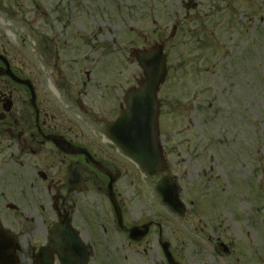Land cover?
<instances>
[{
  "label": "flooded vegetation",
  "instance_id": "af4514ba",
  "mask_svg": "<svg viewBox=\"0 0 264 264\" xmlns=\"http://www.w3.org/2000/svg\"><path fill=\"white\" fill-rule=\"evenodd\" d=\"M120 15L118 3L107 0H0V71L21 80L0 76V198L25 197L45 184L51 226L68 221L84 245L103 249L109 262L105 248L115 249L113 233L148 246L150 233L140 242L129 239L108 197L111 178L93 162L120 175L112 188L126 228L150 221L142 220L150 215L158 245L166 231L171 243L177 241L171 212L150 210L148 201L129 191L139 181L137 166L105 131L124 106ZM58 137L79 153L58 148ZM29 254L36 260L35 248ZM97 256L88 264H102ZM142 260L168 264L162 255ZM178 260L209 264L202 258Z\"/></svg>",
  "mask_w": 264,
  "mask_h": 264
},
{
  "label": "rangeland",
  "instance_id": "374dc122",
  "mask_svg": "<svg viewBox=\"0 0 264 264\" xmlns=\"http://www.w3.org/2000/svg\"><path fill=\"white\" fill-rule=\"evenodd\" d=\"M117 1L123 7L125 47L133 38L137 46L164 40L180 25L166 44L170 71L162 93L169 107L163 121L171 138L169 164L190 208L186 221L173 218L177 240L185 242L175 247L177 256L207 262L230 256L227 263L243 258L242 264H264V0H198L188 18L183 0ZM133 25L147 43L142 35H127ZM12 201L22 203L21 212L0 209V216L20 235L23 253L44 233L32 231L37 208ZM192 201L198 202L191 207ZM19 219L31 228L20 231ZM195 228L201 234L197 240ZM182 230L193 237L185 239ZM219 243L229 252H218ZM144 246L138 249L146 258L159 255V249L144 252ZM125 250L128 262L122 264H139L141 257L126 246L118 253Z\"/></svg>",
  "mask_w": 264,
  "mask_h": 264
},
{
  "label": "water",
  "instance_id": "95a60500",
  "mask_svg": "<svg viewBox=\"0 0 264 264\" xmlns=\"http://www.w3.org/2000/svg\"><path fill=\"white\" fill-rule=\"evenodd\" d=\"M161 48L156 46L149 51L137 53L136 56L145 71V78L141 80L139 88L130 89L126 93L127 109L122 113V124L131 139L129 145L133 149L126 150L150 175L160 174L165 167L159 142L157 100V91L166 73L165 57ZM157 190L170 208L182 213L184 206L179 200V187L173 179L162 180ZM55 243V247H58L61 242L56 240ZM17 249L16 239L0 226V264H17Z\"/></svg>",
  "mask_w": 264,
  "mask_h": 264
}]
</instances>
